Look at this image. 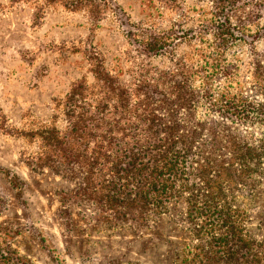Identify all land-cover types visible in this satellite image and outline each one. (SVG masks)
<instances>
[{"label":"rangeland","instance_id":"1","mask_svg":"<svg viewBox=\"0 0 264 264\" xmlns=\"http://www.w3.org/2000/svg\"><path fill=\"white\" fill-rule=\"evenodd\" d=\"M102 1L95 15L66 0H0V249L28 264H200L184 204L144 228L104 224L89 208L63 204L62 190L74 183L29 167L40 151L32 135L44 125L65 126L54 118L55 99L84 77L93 80L86 50L100 52L125 81L141 68L156 74L174 66L169 53L142 52L136 37L172 42L178 57L208 62L217 97L261 98L264 0ZM229 24L243 39L230 44L217 36ZM236 202L247 213V233L264 242V179Z\"/></svg>","mask_w":264,"mask_h":264},{"label":"trees","instance_id":"2","mask_svg":"<svg viewBox=\"0 0 264 264\" xmlns=\"http://www.w3.org/2000/svg\"><path fill=\"white\" fill-rule=\"evenodd\" d=\"M102 3L66 0L95 15ZM229 28L217 36L243 39ZM133 40L145 54L169 53L174 66L156 74L141 68L125 81L100 52L86 50L93 80L84 77L55 99L54 118L65 126L33 132L40 151L29 167L74 183L62 190L63 204L89 208L104 224L144 228L184 204L200 264H264V242L247 233V213L236 202L264 179V92L217 97L208 62L178 57L172 42ZM10 252L0 249V264H28Z\"/></svg>","mask_w":264,"mask_h":264}]
</instances>
